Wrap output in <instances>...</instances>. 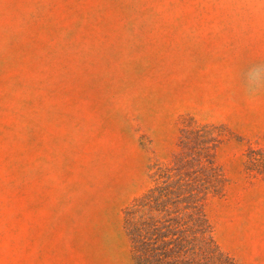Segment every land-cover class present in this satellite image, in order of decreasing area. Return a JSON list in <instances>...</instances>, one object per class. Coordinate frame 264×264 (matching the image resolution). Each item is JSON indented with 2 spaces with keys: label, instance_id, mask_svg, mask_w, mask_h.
<instances>
[{
  "label": "rangeland",
  "instance_id": "374dc122",
  "mask_svg": "<svg viewBox=\"0 0 264 264\" xmlns=\"http://www.w3.org/2000/svg\"><path fill=\"white\" fill-rule=\"evenodd\" d=\"M190 117L216 239L264 264V0H0V264H137L124 211Z\"/></svg>",
  "mask_w": 264,
  "mask_h": 264
},
{
  "label": "trees",
  "instance_id": "16d2710c",
  "mask_svg": "<svg viewBox=\"0 0 264 264\" xmlns=\"http://www.w3.org/2000/svg\"><path fill=\"white\" fill-rule=\"evenodd\" d=\"M219 128L184 119L178 152L126 207L124 225L137 264H236L207 212L208 198L221 195L226 184L216 158Z\"/></svg>",
  "mask_w": 264,
  "mask_h": 264
}]
</instances>
